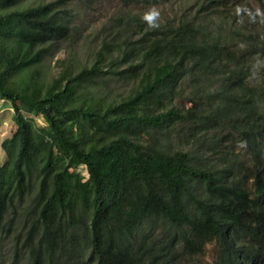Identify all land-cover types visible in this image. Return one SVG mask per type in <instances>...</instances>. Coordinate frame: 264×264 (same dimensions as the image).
I'll return each mask as SVG.
<instances>
[{"label":"trees","instance_id":"16d2710c","mask_svg":"<svg viewBox=\"0 0 264 264\" xmlns=\"http://www.w3.org/2000/svg\"><path fill=\"white\" fill-rule=\"evenodd\" d=\"M73 1L0 0V106L10 105L17 127L2 143L0 257L12 252L30 264H264V86L255 84L264 26L243 16L244 0H206L201 17L164 33L142 55L127 41L117 44L121 59L111 61L112 74L137 85L109 100L90 87L106 74L105 50L113 44H104L90 68L67 66L49 81L40 71L70 36ZM212 15L228 23L227 36L197 26ZM133 56L140 61L119 71ZM186 79L217 88L213 94L195 85L191 108L172 106ZM205 94L215 98L208 111ZM222 125L231 147L246 151L241 158L233 150L223 167L162 142L181 137L179 126L204 148L212 132L214 153L223 147Z\"/></svg>","mask_w":264,"mask_h":264},{"label":"rangeland","instance_id":"374dc122","mask_svg":"<svg viewBox=\"0 0 264 264\" xmlns=\"http://www.w3.org/2000/svg\"><path fill=\"white\" fill-rule=\"evenodd\" d=\"M34 1L47 3L54 0H29V3L33 4ZM205 1L137 0L128 2V0H74L68 6L72 26L70 36L54 47L53 56L43 63L40 71L49 81L58 76L67 66H72L76 72L85 67L90 68L104 44H113L112 48L105 50L107 65L104 66L103 70L106 74L100 75L92 82L90 92L94 97L105 96L109 100H121L134 91L137 83L133 79H121L112 74L114 67H111V61L115 58L121 59L117 44L127 41L131 49L142 55L145 48L151 42L163 36L164 33L174 32L179 25L187 20H192L196 15L201 17L200 9ZM244 1L243 6L246 9L243 16L250 15L247 18L254 16L259 21V26H264V0ZM153 7L160 13L156 21L158 24L156 28L150 26L143 19L144 14ZM197 26H204L211 34L220 32L225 37L228 30L226 26L229 25L221 19V16L212 15L205 22L202 20L198 21ZM139 61L140 59H136L133 56L130 62L120 66L119 71H126L129 68V64L136 65ZM208 77L212 78L211 75ZM255 84L264 86V59H260L256 63ZM195 85H202L204 90L213 94L217 88L216 86H211L210 81L196 84L192 79H186L184 86H182L183 91H178V95H176L171 105L175 107L185 106L187 109L191 108L192 103L188 101L196 99V97H193ZM206 95H203L201 103L203 111H208L215 105V98L212 95L209 97ZM208 98H210L211 102L213 100L211 105L207 101ZM0 107L3 110L2 112L0 111V164H2L6 159V155L2 150V143L13 136L17 127L13 120L14 111L10 108V105L6 103ZM37 122L40 124L39 118ZM223 127L224 129L218 130V132L221 139H225L222 141L223 147L216 150L217 153H213V150L209 147L215 136L212 132L205 138L206 144L204 148H201L200 145H192L191 142L187 141L189 136L185 135V129L179 126H177V131H181L183 134L181 137H177L176 134H174L176 137H173L171 133H168L171 138L162 139V142L167 149L170 148L172 151H184L190 154L197 153L198 160L204 165L216 164L219 167H223L226 165L225 162L231 163L230 158L232 157H229V154L233 150L236 154H240L241 158L246 154L245 148H242L241 145L234 148L231 147L230 135L227 137L229 127ZM1 156H4V158ZM229 159L230 161H227ZM11 238L9 237L7 241H10ZM214 255V248L210 246L206 260L213 261ZM184 261L187 262V260ZM201 261L202 259L191 260L187 264H199ZM185 262L184 264H186ZM0 264H30V262L27 256L22 260H15L12 252H6L0 257Z\"/></svg>","mask_w":264,"mask_h":264},{"label":"clouds","instance_id":"9594fccd","mask_svg":"<svg viewBox=\"0 0 264 264\" xmlns=\"http://www.w3.org/2000/svg\"><path fill=\"white\" fill-rule=\"evenodd\" d=\"M160 13L153 7L148 12L144 14L143 19L147 21V23L152 26L153 28L158 27V24L156 23Z\"/></svg>","mask_w":264,"mask_h":264},{"label":"crops","instance_id":"0c3cea01","mask_svg":"<svg viewBox=\"0 0 264 264\" xmlns=\"http://www.w3.org/2000/svg\"><path fill=\"white\" fill-rule=\"evenodd\" d=\"M3 155V154H2ZM2 158H4V156H1Z\"/></svg>","mask_w":264,"mask_h":264}]
</instances>
